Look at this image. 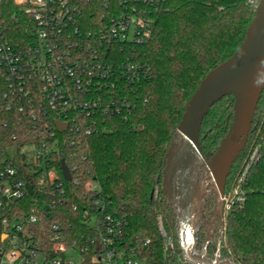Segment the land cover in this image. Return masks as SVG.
Segmentation results:
<instances>
[{
	"label": "trees",
	"instance_id": "obj_1",
	"mask_svg": "<svg viewBox=\"0 0 264 264\" xmlns=\"http://www.w3.org/2000/svg\"><path fill=\"white\" fill-rule=\"evenodd\" d=\"M259 2L82 1L84 30L96 31L108 17L136 6L138 14L151 23L152 34L143 43L127 40L110 45L105 52L98 50L110 72L102 90L95 91L103 101L88 120L91 131L70 129L59 133V149L49 155L45 168L39 171L24 163L21 154L25 144L38 141L36 121L19 105L0 108V159L6 148L15 147V166L26 190L11 204L10 214L37 213L38 238L49 243L58 232L67 244L76 241L79 247H87L79 264H103L96 260L103 222L93 200L94 195L99 196L104 212L124 219L121 238L113 245L124 249L127 256H137L149 264H192L185 261L175 213L163 190L168 150L190 98L204 77L241 46ZM0 20L7 25L12 43L19 44L28 35L30 19L14 0H0ZM94 44L100 45L96 40ZM82 53L90 58L89 52ZM226 99L230 102L225 106ZM233 107L234 97L228 95L205 116L200 134L205 155L214 154L226 135ZM255 149L256 158L243 182L246 200L227 211L221 238V257L237 264H264V91L225 191L235 184ZM62 160L71 170L70 181L64 179ZM51 167L59 172L65 188L64 203L57 202L53 207L54 187L45 175ZM89 183H95L96 188L90 190ZM87 209L97 218L95 226L87 222ZM54 223H59L58 231L52 228ZM168 240L173 245L166 249ZM215 249L216 244L208 251L213 253Z\"/></svg>",
	"mask_w": 264,
	"mask_h": 264
},
{
	"label": "built area",
	"instance_id": "obj_2",
	"mask_svg": "<svg viewBox=\"0 0 264 264\" xmlns=\"http://www.w3.org/2000/svg\"><path fill=\"white\" fill-rule=\"evenodd\" d=\"M14 1L28 16L31 26L28 35L14 44L8 38L7 25L0 20V108L19 105L20 110H27L36 121L38 141L25 144L21 154L24 163L39 171L45 168L49 155L59 149V133L70 129L91 131L88 120L103 101L95 96V91L102 90L110 72V66L100 58L98 50L105 52L110 45L127 40L143 43L151 36L152 28L149 20L138 14L136 6L108 17L92 31L84 30L81 9L84 0ZM95 40L99 47L94 44ZM83 50L90 53V58ZM57 121L67 123L68 128L60 130ZM8 149L16 151L15 147H8L0 159V264H79L87 247H79L76 241L67 244L58 232L50 237L49 243L44 242L37 237V213L10 214L9 207L26 190L14 162L17 153L6 156ZM257 151H252L235 184L225 191L224 213L233 205L244 204L243 182ZM45 175L54 187L51 206L64 203L65 188L59 172L51 167L45 170ZM88 187L94 190L96 184L89 183ZM93 204L103 222L96 260L103 264H149L137 256H127L124 249L113 245L114 240L121 238L124 219L104 212L99 196L94 195ZM85 215L90 216L91 211L87 209ZM158 219L166 236L162 217ZM87 222L95 226L97 218L90 216ZM52 228L58 231L59 223H54ZM172 245V240H168L165 248Z\"/></svg>",
	"mask_w": 264,
	"mask_h": 264
},
{
	"label": "water",
	"instance_id": "obj_3",
	"mask_svg": "<svg viewBox=\"0 0 264 264\" xmlns=\"http://www.w3.org/2000/svg\"><path fill=\"white\" fill-rule=\"evenodd\" d=\"M264 91V0L248 26L241 46L224 62L212 69L190 98L168 150L163 190L172 210L178 215L180 243L184 258L192 264H237L230 259L211 260L194 249V222L205 196L216 192V215L225 229L224 196L231 168L244 149L257 106ZM233 95V118L216 152L207 157L200 138L205 116L223 97ZM60 130L68 124L57 121ZM192 166V171H191ZM205 173L196 184L198 172ZM66 180L73 176L62 160ZM220 250V248H218ZM221 256L217 254V257Z\"/></svg>",
	"mask_w": 264,
	"mask_h": 264
},
{
	"label": "rangeland",
	"instance_id": "obj_4",
	"mask_svg": "<svg viewBox=\"0 0 264 264\" xmlns=\"http://www.w3.org/2000/svg\"><path fill=\"white\" fill-rule=\"evenodd\" d=\"M226 102H230V99H226L223 101L225 106ZM222 103V104H223ZM228 108V107H227ZM209 126V125H207ZM208 127H206L207 129ZM16 151L8 149L6 151V156L14 155ZM216 192L211 190L201 202V205L198 209L197 216L194 222L195 236L196 240L194 243V249L199 254H204L207 258L214 260L218 258V260L225 259L224 257H217V254L221 255V241H222V225L221 220L218 215H216ZM206 211V213H205ZM226 216V212H225ZM176 225L179 230V221L178 215L175 213ZM198 237V238H197ZM179 240L180 233H179ZM214 244H216V249L213 253L209 252V248H213ZM220 248V250H218Z\"/></svg>",
	"mask_w": 264,
	"mask_h": 264
},
{
	"label": "flooded vegetation",
	"instance_id": "obj_5",
	"mask_svg": "<svg viewBox=\"0 0 264 264\" xmlns=\"http://www.w3.org/2000/svg\"><path fill=\"white\" fill-rule=\"evenodd\" d=\"M207 157H209L210 155H206ZM191 171H192V166H191ZM205 176V173L202 172L201 170H199L198 172V176L197 178L195 179L196 180V184L200 183L202 181V178Z\"/></svg>",
	"mask_w": 264,
	"mask_h": 264
}]
</instances>
